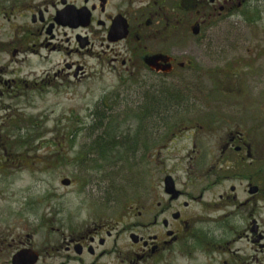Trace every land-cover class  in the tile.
Instances as JSON below:
<instances>
[{"label": "flooded vegetation", "instance_id": "obj_1", "mask_svg": "<svg viewBox=\"0 0 264 264\" xmlns=\"http://www.w3.org/2000/svg\"><path fill=\"white\" fill-rule=\"evenodd\" d=\"M26 4L0 11L3 20L17 23L23 14L30 22L24 28L15 27L13 43L0 40V57L7 54L10 63L11 57L19 62L25 54L32 59L40 56L35 45L25 47L23 34V38L45 36L47 42L57 40L62 32L67 57H109L122 84L137 80L140 87L180 88L185 95L187 85L193 83L202 97L184 96L178 101H185L186 107L192 100L191 105L211 113L199 115L198 123L191 127L196 135L187 181L179 184L164 174L161 192L154 189L119 201L113 219L60 234L59 225L55 226L59 211L53 208L56 194L40 200L45 208L33 220L27 210H12L1 204L5 199L0 200V264H264V98L255 103L220 97L229 95L223 91L233 88V83L200 82L218 74L220 68L221 77H227L235 64L239 67L244 62L221 58V44L216 42L220 25L230 19L236 5L230 0ZM96 46L100 53H95ZM40 48L50 53L57 50L50 43ZM31 67L30 73L22 68L9 70L0 59L4 112L0 136L6 129V111H11L5 100L18 102L27 98L29 90L33 94L40 91L37 96L42 97L44 87L52 88L62 74L69 87L81 85L87 77L86 68L78 62L66 64L63 72L46 80L43 72L38 76L36 65ZM15 73L21 75L12 78ZM206 84L217 91L216 97L206 96ZM262 85L259 92L264 96ZM8 148L0 137V176L11 166ZM143 148L154 150L149 145ZM215 151L219 152L216 157ZM168 177L173 180L172 193L166 191Z\"/></svg>", "mask_w": 264, "mask_h": 264}, {"label": "rangeland", "instance_id": "obj_2", "mask_svg": "<svg viewBox=\"0 0 264 264\" xmlns=\"http://www.w3.org/2000/svg\"><path fill=\"white\" fill-rule=\"evenodd\" d=\"M54 2L56 0H0V11L24 3L36 6ZM230 3L236 5L234 13L216 33V42L221 44L219 55L230 62H244L239 67L234 65L228 79L221 77L220 68L218 74H210L200 82H231L233 88L223 91L229 95L220 97L259 103L261 97L264 98L259 92L264 83V0H230ZM29 25L23 14L17 23L0 16V40L13 43L15 27ZM23 37L21 39L27 42L25 47L31 49L35 45L34 51L40 56L32 59L25 54L19 62L11 57L10 63V56L2 55L0 59L6 61L9 70L22 68L30 73L34 70L31 66L36 65L38 76L43 72L46 80L47 76L63 72L66 64L78 62L86 68L87 77L81 85L69 87L61 73L52 88L44 87L42 97L37 96L40 91L33 94L29 90L27 98L18 102L15 99L4 101L6 106H11V111H6V129L0 137L9 146L11 166L5 176H0V200L6 201L1 204L12 210H27L33 220L39 215L37 211L45 208L40 200L45 195L56 194L53 208L59 212L55 226L59 225L60 234L68 235L113 219L117 215L116 204L132 194H148L154 189L161 192L166 173L179 184L187 181L191 168L189 155L194 157L190 150L196 135L191 133L194 131L191 127L196 126L199 115L211 113L191 105L192 100L186 107L185 101H178L184 96L188 99L202 97L201 91L192 87L193 83L187 85L185 95H182L185 89L180 88L140 87L137 80L122 84L111 69L109 57L102 56L101 60L67 57L62 32L57 40L47 42L45 36ZM47 43L57 46V50L50 53L40 48ZM94 50L101 52L99 46ZM245 61L250 63L246 65ZM20 75L15 73L11 77ZM29 81H33V77ZM204 93L208 98L217 96L210 84L205 85ZM169 94L173 96L172 101ZM3 113L0 102V117ZM180 131L183 134H179ZM107 140L112 145L105 155L98 145ZM148 145L154 150H144ZM218 155L215 151L214 157ZM192 167L195 168L194 164ZM65 179L71 181V186L62 185Z\"/></svg>", "mask_w": 264, "mask_h": 264}, {"label": "water", "instance_id": "obj_3", "mask_svg": "<svg viewBox=\"0 0 264 264\" xmlns=\"http://www.w3.org/2000/svg\"><path fill=\"white\" fill-rule=\"evenodd\" d=\"M71 184V181H69L68 179H65L62 181V185L65 186V187H68L70 186ZM165 187H166V191L169 192V193H172L173 192V180L171 177H168L166 178L165 180Z\"/></svg>", "mask_w": 264, "mask_h": 264}, {"label": "trees", "instance_id": "obj_4", "mask_svg": "<svg viewBox=\"0 0 264 264\" xmlns=\"http://www.w3.org/2000/svg\"><path fill=\"white\" fill-rule=\"evenodd\" d=\"M168 97H171V98H169V100L170 101H172L171 99L173 98V96L171 95V94H169V96ZM156 105V104H155ZM156 107V106H155ZM158 107V106H157ZM106 142V141H105ZM111 142H108V140H107V142L106 143H100L98 146H99V148H102V154H105V155H108V153H109V146L110 145H112V144H110Z\"/></svg>", "mask_w": 264, "mask_h": 264}]
</instances>
